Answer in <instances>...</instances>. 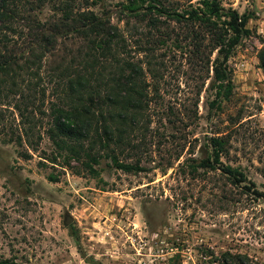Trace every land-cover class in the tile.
I'll list each match as a JSON object with an SVG mask.
<instances>
[{
    "label": "rangeland",
    "instance_id": "1",
    "mask_svg": "<svg viewBox=\"0 0 264 264\" xmlns=\"http://www.w3.org/2000/svg\"><path fill=\"white\" fill-rule=\"evenodd\" d=\"M224 5L251 17L250 34L229 60L233 99L212 114L215 92L208 83L195 121L186 118L177 129L157 118L146 170L126 173L103 160L100 176L78 174L79 164L62 167L42 152L25 158V148L0 126V264H224L227 253L242 256L239 264H264V0ZM193 78L179 55L167 72L175 92L166 95L167 104L171 99L181 111L193 108ZM6 116L8 124L14 121L13 114ZM240 116L231 152L221 162L242 168L251 194L223 165L199 166L209 156L210 138ZM42 150L53 152L48 138Z\"/></svg>",
    "mask_w": 264,
    "mask_h": 264
},
{
    "label": "trees",
    "instance_id": "2",
    "mask_svg": "<svg viewBox=\"0 0 264 264\" xmlns=\"http://www.w3.org/2000/svg\"><path fill=\"white\" fill-rule=\"evenodd\" d=\"M250 18L227 9L224 0H126L110 5L105 0H0L4 135L25 148V158L42 152L62 167L79 164L78 174L100 176L103 160L126 173H140L146 170L143 162L157 118L177 129L186 118L195 121L208 83L207 90L215 92L212 114L233 99L229 60L250 34ZM179 55L197 83L193 108L183 111L166 100L175 93L167 72ZM259 60L264 71V47ZM7 114L14 116L10 124ZM241 121V116L231 119L228 131L210 138L209 156L200 160V167L223 165L221 157L230 154ZM46 138L53 146L51 154L42 150ZM223 172L253 193L241 167L229 165ZM49 179L58 181L54 175ZM225 258L224 264L242 263L240 255L227 253Z\"/></svg>",
    "mask_w": 264,
    "mask_h": 264
},
{
    "label": "water",
    "instance_id": "3",
    "mask_svg": "<svg viewBox=\"0 0 264 264\" xmlns=\"http://www.w3.org/2000/svg\"><path fill=\"white\" fill-rule=\"evenodd\" d=\"M67 222H68V223H71V222H72V219H71V218H69Z\"/></svg>",
    "mask_w": 264,
    "mask_h": 264
}]
</instances>
